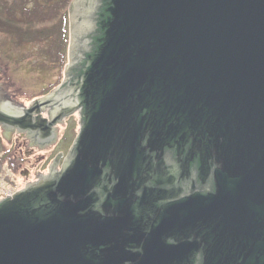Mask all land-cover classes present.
Segmentation results:
<instances>
[{
    "label": "water",
    "instance_id": "water-1",
    "mask_svg": "<svg viewBox=\"0 0 264 264\" xmlns=\"http://www.w3.org/2000/svg\"><path fill=\"white\" fill-rule=\"evenodd\" d=\"M68 12L61 85L9 101L0 126L49 142L52 114L81 110V132L59 172L0 199V264H264V0H72ZM166 149L215 191L168 205L143 236ZM128 237L142 252L122 249Z\"/></svg>",
    "mask_w": 264,
    "mask_h": 264
},
{
    "label": "flooded vegetation",
    "instance_id": "flooded-vegetation-1",
    "mask_svg": "<svg viewBox=\"0 0 264 264\" xmlns=\"http://www.w3.org/2000/svg\"><path fill=\"white\" fill-rule=\"evenodd\" d=\"M1 73V69H0ZM49 93H45L40 97H44ZM36 97L34 99L40 98ZM33 99V100H34ZM11 101L14 106L17 107H28L30 102L24 104L23 102H19L15 99L12 93H0V108L3 109V106L7 105ZM55 106L48 107L46 110L42 111V116L44 119H47L48 122L51 120V114L54 113ZM80 111L72 113L69 116H62L60 119L58 116L52 114L53 118L56 121V124L52 125L56 133V138L49 142H44L43 136L40 133L34 134L32 132H20L18 130H10L4 126H0V172L3 174L6 170H10L12 173L19 169V167L23 164L25 159H30L34 156L36 150L54 152L57 151L54 156L49 160V157L43 158L42 156L37 157V171L33 173V178L30 179L26 184L30 182H34L41 175H48L50 173V169L52 166L56 165V171L61 170V166L65 162V160L70 157V150L72 145L67 149V151L61 150V144L67 140V131H69L73 126L78 127V131L75 137V140L78 138V134L81 132V116ZM34 119L37 117L33 115ZM63 131V132H62ZM25 147H28L29 150L25 151ZM163 155V176L160 178V184H156L153 181H149L147 183V189L157 190V194L152 196V200L154 201L153 212H151L150 216H154L152 220L147 221V223L142 226L143 236L149 234L152 230V225L154 224L156 218L159 214H161L162 210L166 207L173 205L174 203H179L180 201L190 198L193 195L201 192H212L215 191L214 187V179L213 176L207 182L206 186H202L199 173H198V162L189 164V170L186 171L185 168V155L179 156L175 149H166ZM56 156L60 157L58 163H56ZM49 160V162H47ZM47 163V167L42 168ZM43 164V165H42ZM28 176L31 175L30 170H26ZM20 187V189L24 188L25 185ZM107 185V184H106ZM111 187L107 189L110 190ZM105 187H99L96 192L98 194V205L95 207L97 211L103 212V203L106 200V196L108 195L105 191ZM144 192L141 191L137 195L142 196ZM1 199V198H0ZM132 236V235H130ZM135 238L128 237L127 240L124 241L122 245V249H124L128 254H137L142 252L143 243H139L135 240ZM170 244H175L174 240H169ZM124 264H130L129 262H125ZM195 264H203V255L200 253L198 255L197 261Z\"/></svg>",
    "mask_w": 264,
    "mask_h": 264
},
{
    "label": "trees",
    "instance_id": "trees-1",
    "mask_svg": "<svg viewBox=\"0 0 264 264\" xmlns=\"http://www.w3.org/2000/svg\"><path fill=\"white\" fill-rule=\"evenodd\" d=\"M71 1L0 0V32L10 37L5 44L9 58L17 64L13 67L14 71L18 72L17 75L22 72L23 63L29 60L26 59L25 62L23 56L20 60L15 59L18 55L8 47L12 44L24 54L31 46H39L42 49V64L51 62L59 68H64L68 60V8ZM33 66L36 65L33 63Z\"/></svg>",
    "mask_w": 264,
    "mask_h": 264
},
{
    "label": "rangeland",
    "instance_id": "rangeland-1",
    "mask_svg": "<svg viewBox=\"0 0 264 264\" xmlns=\"http://www.w3.org/2000/svg\"><path fill=\"white\" fill-rule=\"evenodd\" d=\"M9 38L10 37H8V35L0 32V68L2 69L0 73V84L6 93H12L17 101L23 102L27 105V103H31L34 98L40 97L45 93H50L61 85L68 61L64 65V68H59L57 64L54 65L51 62H44L43 66L40 58L42 49L39 46H31L25 52L26 54H24V52L18 51L19 49L15 44H12L8 47L12 52L16 53L15 55H18L15 59L20 60L23 56L22 59H25V62L26 59L29 60L28 62L23 63L24 66L22 68V72H19L17 75L18 72L13 69V67H16L17 64H15L14 60L9 58V52L5 44ZM20 53L23 54L21 55ZM33 63L36 66H33ZM77 131V126H73L69 131H67V140L60 145L61 150L67 151V149L73 144ZM25 148V151L29 150L28 147ZM57 151L59 150L56 149L54 152L36 150L34 156L30 159H25L19 169L13 171L14 173L10 170H6L3 174L0 172V182L4 179L5 182H14L20 187L24 186V184L33 178V173L37 171V157H49L50 160ZM49 160L47 162H49ZM45 167H47V163L42 168ZM27 169L30 170L31 173L29 176L25 174Z\"/></svg>",
    "mask_w": 264,
    "mask_h": 264
},
{
    "label": "built area",
    "instance_id": "built-area-1",
    "mask_svg": "<svg viewBox=\"0 0 264 264\" xmlns=\"http://www.w3.org/2000/svg\"><path fill=\"white\" fill-rule=\"evenodd\" d=\"M19 190H20V186L16 185V183L14 182L13 183L5 182L4 179H2V182H0V198L1 199L11 197L14 194H16Z\"/></svg>",
    "mask_w": 264,
    "mask_h": 264
}]
</instances>
